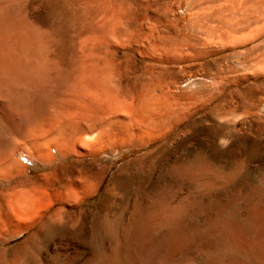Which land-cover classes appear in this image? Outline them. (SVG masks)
I'll return each instance as SVG.
<instances>
[{
  "label": "rangeland",
  "instance_id": "rangeland-1",
  "mask_svg": "<svg viewBox=\"0 0 264 264\" xmlns=\"http://www.w3.org/2000/svg\"><path fill=\"white\" fill-rule=\"evenodd\" d=\"M0 19L1 60L16 57L22 67L18 74L23 69L14 85L12 75L6 77L8 70L6 75L0 69V79L9 83L1 80L7 91L18 86L20 93L19 117L0 125L4 148L11 153L15 147L27 148L14 154L13 176L17 181L45 177L46 182L48 174L47 182L62 190L78 177L93 183L107 166L93 196L76 209L82 212L81 231L56 235L69 244L68 257L76 255L77 264L91 258L105 264L103 252L95 248V239L101 238L95 236L101 235L105 246V229L110 227L119 250L117 264H264V0H0ZM97 85L108 95L101 88L95 92ZM85 89L94 95L86 98ZM70 111L80 112L82 126L66 121L56 125L49 139L64 140L71 150L63 156L52 147L53 162L47 168L32 151L28 134L42 131L55 114ZM86 127L101 134L98 148L92 149L96 155L91 147L80 148ZM140 127L153 131L151 139L137 136ZM123 140L125 145L114 148ZM26 151L32 158H25ZM59 207L56 203L52 209ZM35 229L17 235L7 247L14 248ZM16 253L11 250L3 264H12Z\"/></svg>",
  "mask_w": 264,
  "mask_h": 264
},
{
  "label": "bare ground",
  "instance_id": "bare-ground-1",
  "mask_svg": "<svg viewBox=\"0 0 264 264\" xmlns=\"http://www.w3.org/2000/svg\"><path fill=\"white\" fill-rule=\"evenodd\" d=\"M3 12V11H2ZM3 16L4 15H1V18H3ZM17 17V16H16ZM4 18H6L5 16H4ZM3 18V19H4ZM8 18V17H7ZM10 18V17H9ZM13 18V17H12ZM1 20V19H0ZM4 21V20H3ZM12 21V20H11ZM1 22V21H0ZM7 22V21H6ZM17 22V21H16ZM4 23H5V21H4ZM12 23V22H11ZM1 24V23H0ZM3 24V23H2ZM1 24V25H2ZM6 24V23H5ZM9 24V23H8ZM15 24H17L18 25V23H15ZM4 25V24H3ZM7 25V24H6ZM6 25H5V27H6ZM10 25V24H9ZM11 26V25H10ZM13 27V26H12ZM22 27V26H21ZM3 29H6V28H3ZM8 29V28H7ZM9 29H12V28H9ZM20 29V28H19ZM17 30V29H16ZM113 30H114V28H113ZM2 30H0V32H1ZM12 31V30H11ZM18 31V30H17ZM115 31V30H114ZM4 32V31H3ZM5 32H7V31H5ZM9 32V31H8ZM129 31H127V33H128ZM147 32V31H146ZM10 33H12V32H10ZM94 33V32H93ZM99 33V32H98ZM111 34L112 32H108V33H106V35L107 34ZM14 34V33H13ZM101 34V33H100ZM99 34V35H100ZM103 34V33H102ZM133 34V32L131 33V35ZM139 34H141V33H139ZM6 35V34H5ZM9 35V34H8ZM11 35V37H12V34H10ZM50 35V34H49ZM112 35V34H111ZM111 35H110V37H111ZM126 35V34H125ZM130 35V34H129ZM128 35V36H129ZM145 35V34H144ZM149 35V34H148ZM1 36V35H0ZM7 36V35H6ZM37 36V35H36ZM39 36V35H38ZM89 36V35H88ZM88 36H87V38H88ZM105 36V35H104ZM116 36V35H115ZM124 36V35H123ZM133 36H134V34H133ZM143 36V35H142ZM151 36V35H150ZM153 36V35H152ZM16 37V36H15ZM23 37V36H22ZM43 37V36H42ZM64 37V36H63ZM108 37H109V35H108ZM107 37V38H108ZM110 37L108 38V39H110ZM117 37V36H116ZM125 37V36H124ZM140 37V36H139ZM143 37H145V36H143ZM156 37V36H155ZM154 37V38H155ZM13 38H14V36H13ZM43 38H45V37H43ZM87 38H85V40H87ZM91 38L93 39V36H91ZM95 38H96V36H95ZM123 38V37H122ZM141 38V37H140ZM156 38H158V37H156ZM155 38V39H156ZM161 38V37H160ZM3 39H5V37L3 38ZM10 39H12V38H10ZM41 39V38H40ZM47 39V38H46ZM66 39V38H65ZM64 39V40H65ZM73 39V38H72ZM82 39V38H81ZM91 39V40H92ZM103 39V38H102ZM107 39V40H108ZM142 39V38H141ZM0 40H1V38H0ZM43 40V39H42ZM58 40V39H57ZM112 40V39H111ZM123 40H125V38L123 39ZM131 40H133V39H131ZM1 41H3V40H1ZM6 40H4V42H5ZM45 41H47V40H45ZM51 41H53V40H51ZM50 41V42H51ZM81 41V40H80ZM79 41V42H80ZM97 41V38H96V40H95V42ZM126 42H127V38H126V40H125ZM134 41V40H133ZM151 41V40H150ZM3 42V43H4ZM7 42V41H6ZM9 42V41H8ZM13 42V41H12ZM49 42V43H50ZM65 42V41H64ZM93 42V41H92ZM102 42V41H101ZM113 42H114V40H113ZM117 42H119L118 40H117ZM140 42V41H139ZM0 43H2V42H0ZM11 43V42H10ZM41 43V42H40ZM86 43V42H85ZM99 43V42H98ZM105 43V42H104ZM103 43V44H104ZM107 43V42H106ZM121 43V42H120ZM131 43H132V41H131ZM149 43V42H148ZM152 43H154V41L152 42ZM151 43V44H152ZM155 43L157 44V42L155 41ZM6 44V43H5ZM9 44V43H8ZM18 44V43H17ZM34 44H36V42L34 43ZM33 44V45H34ZM88 44H89V42H88ZM91 44V43H90ZM101 44V43H100ZM118 44V43H117ZM116 44V42H115V44L114 45H117ZM126 44V43H125ZM141 44V43H140ZM145 44V43H144ZM7 45V44H6ZM10 45V44H9ZM12 45V44H11ZM38 45H40V44H38ZM53 45V44H52ZM81 45H83V43L81 44ZM93 46H94V43L92 44ZM91 45V47L90 48H92L93 46ZM26 46V45H25ZM35 46V45H34ZM74 46V45H73ZM98 46V45H97ZM100 46V45H99ZM156 46V45H155ZM154 46V47H155ZM157 46H159V44H157ZM3 47H4V45H3ZM6 47V46H5ZM9 47V49H10V46H8ZM36 47H38L37 45H36ZM40 47L41 46H39V49H40ZM52 47V46H51ZM82 47V46H81ZM13 48V47H12ZM16 47H14V49H15ZM33 48V47H32ZM42 48V47H41ZM94 48V47H93ZM98 48V47H97ZM97 48H95V49H97ZM141 48V47H140ZM142 48H143V46H142ZM157 48V47H156ZM158 48H160V47H158ZM6 49H7V47H6ZM16 49H18V48H16ZM15 49V50H16ZM51 49V48H50ZM69 49V48H68ZM75 49V48H74ZM32 50V49H31ZM86 50V49H85ZM144 50V49H143ZM147 50V49H146ZM5 51V50H4ZM19 51V50H18ZM23 51V50H22ZM38 51V50H37ZM80 51V50H79ZM82 51V50H81ZM84 51V50H83ZM91 51H92V49H91ZM96 51V50H95ZM154 51H155V48H154ZM16 52V51H15ZM14 52V54H17V53H15ZM41 52V51H40ZM39 52V53H40ZM110 52V51H109ZM147 52H148V50H147ZM156 52V51H155ZM159 52H162V51H160L159 50ZM10 53V52H9ZM11 53H12V51H11ZM21 53V52H20ZM53 53V52H52ZM108 53V52H107ZM152 53H154V52H151V54ZM35 54H38V52H36ZM65 54V53H64ZM89 54L90 53H88V58H89ZM95 54V53H94ZM109 54V53H108ZM140 54V53H139ZM164 54V53H163ZM4 55V54H3ZM2 55V50L0 51V69L2 68V71H6V70H8V72L10 73H8L7 71H6V75H8L9 74V76H6L5 75V73L3 74V76L5 75L6 77H10L11 75H12V78H13V80H14V77L16 76V75H18V77H20V76H22V75H20L21 73H23V69H21L22 71L18 74V72H19V70H20V68H22V67H19L18 65V61L17 62H15L16 61V57H14L13 59L15 60V61H13L12 59L10 60V59H8L9 61H7V63H3L2 61L5 59L4 57V59L3 60H1V56H3ZM42 55V54H41ZM83 55V54H82ZM92 55V54H91ZM148 55V54H147ZM155 56H156V54H154ZM159 55V54H158ZM12 56V55H11ZM21 56H24V54L23 55H21ZM36 56V55H35ZM34 56V57H35ZM38 56H39V54H38ZM37 56V57H38ZM95 56H97V55H95ZM140 56V55H139ZM144 56V55H143ZM149 56V55H148ZM163 56V55H162ZM17 57H20V56H17ZM26 56H24V58H25ZM50 57V56H49ZM91 57H94V56H91ZM100 57V56H99ZM147 57V56H146ZM151 57V56H150ZM160 57V56H159ZM9 58H11V57H9ZM48 58V57H47ZM54 58V57H53ZM116 58V57H115ZM153 58V57H152ZM158 58V57H157ZM38 59H39V57H38ZM71 59H72V57H71ZM87 58H85V60H86ZM92 59V58H91ZM150 59V58H149ZM154 59V58H153ZM162 59V58H161ZM7 59H5V61H6ZM40 60H41V58H40ZM47 60V59H46ZM45 60V62H47ZM51 60V59H50ZM49 60V61H50ZM77 60V59H76ZM94 60H96V57H95V59ZM103 60V59H102ZM109 60V59H108ZM160 60V59H159ZM111 61V60H110ZM110 61H109V63H110ZM113 61H115V59L113 60ZM164 61V60H163ZM41 62V61H40ZM44 62V63H45ZM51 62V61H50ZM57 62V61H56ZM77 62V61H76ZM82 62H84V61H82ZM82 62H80V63H82ZM90 62H91V60H90ZM108 62V61H107ZM25 63V62H24ZM62 63V62H61ZM64 63V62H63ZM96 63H98V62H96ZM100 63V62H99ZM106 63V62H105ZM115 63V62H114ZM133 63V62H132ZM22 64V63H21ZM47 64V63H46ZM75 64V63H74ZM127 64V63H126ZM27 66H28V64H26ZM41 64H39V66H40ZM52 65V64H51ZM107 66H105L106 67V69H107V67H108V65L109 64H106ZM157 65V64H156ZM47 66V65H46ZM57 66V65H56ZM61 66V65H60ZM60 66H59V68H60ZM85 66H87L88 67V65H85ZM133 66V65H132ZM35 67V66H34ZM48 67V66H47ZM50 67V66H49ZM58 67V66H57ZM97 67H99V66H97ZM104 67V68H105ZM24 68H25V65H24ZM51 68V67H50ZM49 68V69H50ZM62 68V67H61ZM81 68V67H80ZM84 68H86V67H84ZM109 68V67H108ZM111 68V67H110ZM132 68V67H131ZM153 68V67H152ZM5 69V70H4ZM35 69V68H34ZM52 69V68H51ZM50 69V70H51ZM57 69V68H56ZM63 69V68H62ZM95 69V68H94ZM149 69V68H148ZM155 69V68H154ZM78 69L76 68V70H74V71H77ZM97 70H98V68H97ZM100 70H102V69H100ZM99 70V71H100ZM105 70V69H104ZM108 70V69H107ZM152 70V69H151ZM150 70V71H151ZM46 71H47V69H46ZM45 71V72H46ZM52 71V70H51ZM50 71V72H51ZM61 70H59V72H60ZM86 71V70H85ZM113 71V70H112ZM126 71V70H125ZM149 71V70H148ZM163 71V70H162ZM33 72H34V70H33ZM50 72H49V74H50ZM73 72V71H72ZM105 72V71H104ZM103 72V73H104ZM114 72V71H113ZM123 72V71H122ZM40 73V72H39ZM91 73V72H90ZM105 73H107V72H105ZM108 73H110V72H108ZM116 73V72H115ZM135 73V72H134ZM69 74H71V73H69ZM74 74V73H73ZM85 73H83L82 74V76L84 75ZM1 75V74H0ZM34 75H35V73H34ZM90 75V74H89ZM153 75V74H152ZM23 76H25V74L23 75ZM38 76V75H37ZM40 76V75H39ZM59 76H60V74H59ZM62 76V75H61ZM67 76V75H66ZM93 76V75H92ZM159 76V75H158ZM34 77V76H33ZM41 77V76H40ZM70 77V76H69ZM112 77H113V75H112ZM120 77H121V75H120ZM1 78V77H0ZM4 78V77H3ZM11 78V77H10ZM10 78H8V79H10ZM17 77H15V79H16ZM24 78V77H23ZM52 78V77H51ZM83 78V80H85L84 79V77H82ZM151 78V77H150ZM154 78V77H153ZM166 78V77H165ZM20 79V78H19ZM25 79H27V78H25ZM29 79H30V77H29ZM38 79H39V77H38ZM37 79V80H38ZM58 79V78H57ZM63 79H64V77H63ZM68 79V78H67ZM94 79V78H93ZM137 79H138V76H137ZM2 79H0V125H2V123L4 122V119H8V120H11V121H13L14 119H16V115L18 116V114H17V112H18V94H20L19 93V89H18V86H16V88H15V86H14V90H10L11 92H8L7 90L8 89H6L5 88V84L3 83V82H5L6 80H5V78H4V81L2 82L1 81ZM12 80V82H13V85L15 84L14 82H17V81H13ZM91 81H92V79H90ZM96 80H98L97 78H96ZM95 80V81H96ZM103 80V79H102ZM106 80V79H105ZM105 80H104V82H105ZM117 80V79H116ZM120 80V79H119ZM40 81V80H39ZM57 81V80H56ZM59 81V80H58ZM68 81H69V79H68ZM76 79H75V83H76ZM90 81V82H91ZM8 82V81H7ZM45 82V81H44ZM73 82V81H72ZM98 82L100 83H103L102 81H100V78H99V80H98ZM97 82V84H99ZM152 82H153V80H152ZM6 83V82H5ZM29 83V86H30V82H28ZM47 83V82H46ZM49 83H50V81H49ZM53 83V82H52ZM64 82L62 81V84H63ZM78 83V82H77ZM79 83H81L80 81H79ZM100 83V84H101ZM6 84H9V83H6ZM45 84V83H44ZM54 84V83H53ZM53 84H52V86H53ZM151 84V83H150ZM154 83H152V85H153ZM156 84V83H155ZM161 84V83H160ZM17 85V84H16ZM87 85H88V83H87ZM91 85H93L92 83H91ZM102 85V84H101ZM100 85V86H101ZM135 85V84H134ZM164 85V84H163ZM9 86V85H8ZM25 87L27 86V85H24ZM74 86V85H73ZM77 86V85H76ZM105 86H106V84H105ZM123 86V85H122ZM121 86V87H122ZM130 86V85H129ZM145 86V85H144ZM150 86V85H149ZM149 86H148V88H149ZM158 86H160L159 84H158ZM157 86V87H158ZM7 87V86H6ZM20 87H22V86H19V88ZM42 87V86H41ZM53 87H57L56 85L55 86H53ZM75 87V86H74ZM95 87V85H93V88ZM128 87V86H127ZM126 87V88H127ZM131 87V86H130ZM61 88V87H60ZM87 88V87H86ZM88 88H90V87H88ZM93 88H90V89H93ZM97 89H99V88H101L102 89V91H105V88L103 89V87H99L98 88V85H97V87H96ZM95 88V89H96ZM152 88V87H151ZM163 88V87H162ZM166 88V87H165ZM15 89H17V90H15ZM51 89V88H50ZM55 89V88H54ZM66 90H67V88H65ZM76 89V88H75ZM89 89V91H90V93H91V90ZM94 89V91L95 92H99L101 89H99L98 91H96ZM143 89H144V87H143ZM145 89H146V87H145ZM52 90H53V88H52ZM107 90V89H106ZM122 90V89H121ZM74 91V90H73ZM86 92V89L85 90H82L81 92ZM88 91V90H87ZM131 91V90H130ZM138 91V90H137ZM142 91V90H141ZM153 91H155V90H153ZM17 92H18V94H17ZM55 92V91H54ZM53 92V93H54ZM63 92V91H62ZM72 92V91H71ZM80 92V91H79ZM78 92V93H79ZM93 92V91H92ZM94 92V93H95ZM106 92V91H105ZM123 92V91H122ZM145 92H146V90H145ZM151 92V91H150ZM160 92V91H159ZM166 92V91H165ZM75 93V92H74ZM90 93H88V95L90 94ZM101 93H103V92H101ZM107 93V95H108V91L106 92ZM110 93H112V92H110ZM116 93V92H115ZM133 93H134V91H133ZM149 93V92H148ZM63 94V93H62ZM93 94V93H92ZM99 94V93H98ZM98 94H96V96L98 95ZM105 94V93H104ZM150 94V93H149ZM154 95H155V93H153ZM167 94V93H166ZM34 95V94H33ZM52 95V94H51ZM69 95H71V94H69ZM68 95V96H69ZM80 95V94H79ZM78 95V96H79ZM87 92H86V94L84 95L86 98H87ZM94 95V94H93ZM92 95V96H93ZM102 95V94H101ZM107 95H105V97L107 96ZM125 95H126V93H125ZM134 95V94H133ZM25 96V95H24ZM24 96H22V97H24ZM72 96V95H71ZM77 95H75V97H76ZM91 95H89V97H92ZM162 96H164V95H162ZM161 96V97H162ZM50 97V96H49ZM81 97V96H80ZM79 97V98H80ZM95 97V96H94ZM94 97L93 98H91L90 100L92 101L93 99H94ZM108 97V96H107ZM167 97V96H166ZM51 98V97H50ZM77 98V97H76ZM116 98H118V97H116ZM125 98V97H124ZM152 98H153V96H152ZM20 99V98H19ZM63 99V98H62ZM89 99V98H88ZM109 99V98H108ZM108 99L106 98L105 100H106V102L108 101ZM110 99H111V97H110ZM126 99V98H125ZM128 99V98H127ZM165 99V98H164ZM75 100V99H74ZM86 100V99H85ZM95 100H97L98 101V99H96V97H95ZM104 100V101H105ZM134 100H135V98H134ZM166 100V99H165ZM20 101H22L21 99H20ZM19 101V103H20V105H21V102ZM47 101V100H46ZM45 101V102H46ZM59 101V100H58ZM57 101V102H58ZM62 101V100H61ZM66 101V100H65ZM79 101V100H78ZM77 101V102H78ZM125 101V100H124ZM127 101V100H126ZM162 101V100H161ZM32 102V101H31ZM51 102H52V100H51ZM69 102H70V100H69ZM73 102V101H72ZM110 102V101H109ZM122 102V101H121ZM137 102H138V100H137ZM150 102V101H149ZM170 102V101H169ZM24 103V102H23ZM27 103V102H26ZM66 103H68V101H66ZM71 103V102H70ZM79 104L80 103H82V102H78ZM97 103V102H96ZM102 103V102H101ZM116 103V102H115ZM120 103V102H119ZM126 103H128V102H126ZM156 103H158V102H156ZM32 105V104H31ZM52 105V103L50 104V106ZM59 105H61V104H59ZM71 105V104H70ZM89 105V104H88ZM100 105V104H99ZM102 105V104H101ZM110 105H111V103H110ZM116 105H118V103H116ZM127 105V104H126ZM125 105V107H127ZM130 105V104H129ZM132 105V104H131ZM137 105V104H136ZM67 106L69 107V103L67 104ZM75 106V105H74ZM77 106H79V105H76V108H78ZM119 106V105H118ZM149 106H151L150 105V103H149ZM162 106V105H161ZM168 106H171V105H167V107ZM173 106V105H172ZM21 107V106H20ZM22 107H23V105H22ZM21 107V108H22ZM62 107V106H61ZM131 106H128V108H129V110L131 109L130 108ZM143 107V108H142ZM140 106V108H142V109H148V107L146 108V106ZM145 107V108H144ZM39 108V107H38ZM54 108V107H53ZM56 108H57V106H56ZM71 108V107H70ZM73 108V107H72ZM75 108V107H74ZM80 108V107H79ZM78 108V109H79ZM83 107L81 106V110H83L82 109ZM91 108H92V105H91ZM103 108V107H102ZM117 108V107H116ZM135 108V107H134ZM136 108H138V107H136ZM154 108V107H153ZM162 108V107H161ZM171 108H173V107H171ZM50 109H52V106H51V108ZM85 109V108H84ZM110 109V108H109ZM111 109H113V108H111ZM118 109H120L119 107H118ZM142 109H138V112H140L141 114L143 113V111L144 110H142ZM60 110V109H59ZM68 110V109H67ZM77 110V109H76ZM92 110V109H91ZM123 110V106H121V110L120 111H122ZM125 110V109H124ZM128 110V109H127ZM170 110V109H169ZM175 110V109H174ZM20 111V110H19ZM40 111V110H39ZM66 111V110H65ZM69 111V110H68ZM74 111V110H73ZM114 111H115V109H114ZM119 111V110H118ZM120 111L118 112V116L119 115H121V113H120ZM135 111H137V109L135 110ZM159 111V110H158ZM161 111V110H160ZM28 112V111H27ZM71 112V113H70ZM70 112H62V114L63 115H58V114H55L57 117H55V118H48L46 121L47 122H45L46 124H44L43 126L45 127V128H43L42 129V131H40V132H38V133H36V134H31V133H34V132H31V133H29L28 134V139H29V141H31V143H33L32 145H31V148H32V146H33V152L35 153V155L37 156L36 158H39L40 160H42V161H44L45 162V164H46V167L47 166H50V165H52V162H53V158H52V153H51V148L52 147H54L59 153H61V154H63V156H64V154L65 153H67V151H68V149H69V145L67 144V143H65L64 142V140L62 141V140H60V141H57V140H55L56 139V137H55V139L53 138V139H49V135H50V133H51V131H56L55 129L57 128L56 127V125L57 124H59V123H61V122H72V123H74L76 126H82L81 124L79 125V121H80V112L78 111H75V112H72V111H70ZM125 111H123V113H124ZM137 112V113H138ZM150 112V108H149V110H147V113H149ZM151 112H152V114H154L155 112L154 111H152L151 110ZM18 113H20V112H18ZM24 113V112H23ZM33 113V112H32ZM53 113H54V110H53ZM53 113H51V114H53ZM104 113H106V111L104 112ZM111 113V112H110ZM120 113V114H119ZM122 113V114H123ZM127 112H125L124 114H126ZM146 112L144 111V113L143 114H145ZM164 113V112H163ZM166 113V112H165ZM156 114V113H155ZM161 114V113H160ZM173 114V113H172ZM25 115H26V112H25ZM38 115V114H37ZM36 115V116H37ZM40 115V114H39ZM126 115H129L128 113L126 114ZM140 115V114H139ZM147 115V114H146ZM28 116H29V114H28ZM35 116V115H34ZM35 116V117H36ZM90 116V115H89ZM93 116V115H92ZM91 116V117H92ZM108 116V115H107ZM107 116H106V118H107ZM145 116V115H144ZM149 116H150V114H149ZM152 116H154V115H152ZM159 116V115H158ZM19 117V116H18ZM25 117V116H24ZM116 117V116H115ZM114 117V118H115ZM129 117V116H128ZM128 117H127V119H128ZM151 117V116H150ZM149 117V118H150ZM162 117V116H161ZM96 118V117H95ZM111 118V117H110ZM117 118V117H116ZM130 118V117H129ZM136 118V117H135ZM138 118V117H137ZM140 118H142V117H140ZM145 118V117H144ZM153 118H155V116L153 117ZM168 118V117H167ZM13 119V120H12ZM26 119H29V117L28 118H26ZM93 119V118H92ZM124 119V118H123ZM151 119V118H150ZM34 120V119H33ZM82 120H84V119H82ZM86 120V119H85ZM88 120V119H87ZM90 121H91V119H89ZM111 120V119H110ZM3 121V122H2ZM15 121V120H14ZM41 121V125H42V119L40 120ZM94 121V120H93ZM107 121V120H106ZM111 121H113V120H111ZM134 121V120H133ZM138 121H139V119H138ZM150 121V120H149ZM30 122V121H29ZM39 122V121H38ZM83 122H85V121H83ZM87 122V121H86ZM89 122V121H88ZM92 122V121H91ZM142 122H145V121H142ZM170 122V121H169ZM9 123V122H8ZM24 123V122H23ZM136 123H137V121H136ZM139 123V125L141 124L140 123V121L138 122ZM13 124V123H12ZM64 124L65 123H63V126H64ZM71 124V123H70ZM117 124V123H116ZM131 124H132V122H131ZM146 124H147V122H146ZM25 125V124H24ZM29 125H30V123H29ZM134 125V124H133ZM160 125V124H159ZM4 126V125H3ZM130 126H132V125H129V127ZM137 126V125H136ZM141 126V125H140ZM155 126V125H154ZM167 126V125H166ZM34 127V126H33ZM39 127V126H38ZM42 127V126H41ZM40 127V128H41ZM56 127V128H55ZM88 127H90L89 126V124H88ZM88 127H86V128H82L85 132H83L84 133V135H83V133H82V136H83V138H85V139H79V143H82L83 142V145L82 144H80V145H82V147H80V148H83V147H86V148H90L91 147V150L93 149V148H98V147H95V144L97 143V141L98 140H100V139H98L99 137H98V135L99 134H94V132L92 131V128H88ZM101 127V126H100ZM133 127V126H132ZM139 127V126H138ZM144 127V126H143ZM161 127V126H160ZM1 128H2V126H1ZM0 128V129H1ZM22 128V127H21ZM55 128V129H54ZM81 128V127H80ZM109 128V127H108ZM137 128V127H136ZM141 128V127H140ZM139 128V129H140ZM148 128V127H147ZM150 128V127H149ZM148 128V129H149ZM153 128V127H152ZM155 129L157 128V127H154ZM6 129V128H5ZM37 129L38 128H36V130L35 131H37ZM99 129V128H98ZM101 129V128H100ZM133 129H134V127H133ZM142 129V128H141ZM141 129L140 130H138V129H136L137 130V136L139 137V138H141V139H143V141H145V140H147L149 137H150V139H151V137L152 136H150L152 133H153V131H143V129H142V131H141ZM145 129V128H144ZM4 130V129H3ZM20 130V129H19ZM29 130V129H28ZM34 130V129H33ZM40 130V129H39ZM94 130H96L95 128H94ZM102 130V129H101ZM17 131V130H16ZM3 132H5V131H3ZM108 132V131H107ZM128 132V131H127ZM53 133V132H52ZM51 133V134H52ZM100 133H101V131H100ZM133 133H134V130H133ZM13 134V133H12ZM77 134V133H76ZM111 134V133H110ZM135 134V133H134ZM155 134V133H154ZM163 134V133H162ZM167 134V133H166ZM62 135V134H61ZM101 135V134H100ZM99 135V136H100ZM105 135H106V133H105ZM153 135V134H152ZM160 135V134H159ZM158 135V136H159ZM11 136V135H10ZM57 136H58V134H57ZM133 136V134L129 131V137L131 138ZM50 137H52V135L50 136ZM108 137H109V135H108ZM115 137V136H114ZM135 137V136H134ZM154 137V136H153ZM3 138H5L3 135H2V130H0V245H3V247L2 248H0V264H3V263H6V261H7V259H8V257H9V254H10V251L11 250H15L17 253L16 254H14L13 256H12V258H11V263L12 264H77V258L74 256V257H70V256H72V255H70L69 257H68V247L66 246V245H69L68 243H66L65 244V242L63 243V242H61L60 240H58V238H57V236H61V233L63 234V233H69V232H71L72 233V231H74L75 229H77V232H78V230H80L81 228H80V218L82 217V212L80 211V210H76V209H78V207L80 206V204H82V202L84 201V200H88L90 197H92L93 196V194L95 193V191L97 190V187H98V185H99V182H100V180H101V178H102V176H103V174L106 172V169H107V166H105V167H103V168H99L100 169V171H99V173H98V175H97V177L94 179V182L93 183H87L86 182V180H84V179H82L81 177H78V178H76L75 180H73L71 183H69V184H67L62 190H55L54 188H53V185H51V184H49L48 182H47V180L49 179L48 178V174H47V177H46V182L44 181V179H45V177H43V178H28V177H25V178H23V179H21V180H18L17 181V177H15V176H13V173H12V170L14 169H10L12 166H14V164L16 163L13 159V156H14V154L16 153V151L19 149H22V148H18L17 149V147H15L16 149L15 150H13V152L11 153V151H10V149H8V151H10V152H8L7 150H5V146H4V141H5V139L3 140ZM11 138H13V137H11ZM64 138V137H63ZM77 138V137H76ZM81 138V137H80ZM111 138V137H110ZM155 138V137H154ZM159 138V137H158ZM18 139V138H17ZM149 139V140H150ZM86 140H88L90 143L88 144V145H84V143H85V141ZM103 140V139H102ZM125 140V139H124ZM123 140V141H124ZM87 141V142H88ZM116 141V140H115ZM136 141V140H135ZM134 141V142H135ZM148 141V140H147ZM147 141H146V143H147ZM152 141H153V138H152ZM27 142H28V140H27ZM101 142V141H100ZM113 142V141H112ZM117 142H118V140H117ZM139 142V141H138ZM141 142H142V140H141ZM16 143H17V140H16ZM75 143V142H74ZM110 143V142H109ZM116 143V142H115ZM114 142H113V144H115ZM125 141H124V143H120V144H118L117 145V143H116V145H114L113 147L114 148H117V147H119V146H123V145H125ZM130 143V142H129ZM15 144V143H14ZM100 144V143H99ZM112 144V143H111ZM134 144V143H133ZM136 144V143H135ZM74 146H80V145H77L76 143L75 144H73ZM94 145V147H92ZM129 145V144H128ZM132 145V144H131ZM130 145V147H132ZM100 146V145H99ZM136 146V145H135ZM137 146H139L138 144H137ZM13 147V148H14ZM111 148V149H114V148ZM125 147V146H124ZM123 147V148H124ZM12 148V149H13ZM120 148V147H119ZM24 149L26 150L27 148L26 147H24ZM30 149V148H29ZM29 149L27 150V151H29ZM103 149V148H102ZM110 149V150H111ZM122 149V148H121ZM127 149V148H126ZM129 149V148H128ZM25 150H20V151H25ZM55 150V151H56ZM71 150V149H70ZM69 150V151H70ZM83 150H84V148H83ZM90 150V149H89ZM88 150V151H89ZM97 150V149H96ZM95 149L94 150H92V151H94V153L95 152H97ZM117 150H118V148H117ZM25 152L24 154V156H25V158L26 157H29L30 156V152L28 153V152ZM68 151V152H69ZM88 151L86 152V155H87V153H88ZM91 151V152H92ZM99 151V150H98ZM100 151L102 152V150L100 149ZM121 151V150H120ZM18 152V151H17ZM80 152V151H79ZM78 152V153H79ZM115 152V151H114ZM33 153V154H34ZM90 153V152H89ZM23 153L21 152V155H22ZM81 154V153H80ZM91 154H93V152L92 153H90V155ZM69 155V154H68ZM75 155V154H74ZM94 155H96V153L94 154ZM93 155V156H94ZM77 156V155H76ZM81 156V155H80ZM84 156V155H83ZM31 158H32V156H30ZM55 157V156H54ZM67 157V155L65 156V157H63V158H66ZM144 157V156H143ZM13 158V159H12ZM35 159V158H34ZM55 159V158H54ZM37 161V160H36ZM55 161V160H54ZM59 161V160H58ZM109 161V160H108ZM12 162H15V163H12ZM130 162V161H129ZM17 164V163H16ZM15 164V165H16ZM43 164V163H42ZM41 164V165H42ZM90 164H91V162H90ZM22 166V165H21ZM20 166V167H21ZM17 167V166H16ZM24 167V166H23ZM44 167V166H43ZM95 167V166H94ZM99 167V166H98ZM47 168H49V167H47ZM19 169V168H18ZM44 169V168H43ZM15 172H17V175L20 173V171L18 172V171H16V170H14ZM13 171V172H14ZM89 171H91V169H89ZM63 172V171H62ZM96 172V171H95ZM81 173V172H80ZM44 174V173H43ZM97 174V173H96ZM45 175V174H44ZM43 175V176H44ZM79 175V174H78ZM87 175H88V173H87ZM93 175V174H92ZM95 175V174H94ZM18 176H20V175H18ZM26 176V175H25ZM82 176V175H81ZM23 177V176H22ZM48 178V179H47ZM86 178H87V176H86ZM90 178H91V176H90ZM93 178V177H92ZM88 180V179H87ZM49 181V180H48ZM90 182V181H89ZM5 185H11L9 188H8V190H6V188H4V186ZM60 204V205H62V208H55V209H52L53 208V206L55 205V204ZM68 209H71V211H67ZM86 212V211H85ZM84 218V217H83ZM92 221V220H91ZM132 223V222H131ZM82 227V226H81ZM112 227H114V226H112ZM34 229V228H36L35 229V231L29 236V237H27V238H25V239H23L20 243H18L17 245H15V247L13 248V247H7V245L10 243V242H12V240L17 236V235H19V234H21V233H25L26 231H28V230H30V229ZM113 229V228H112ZM106 231H105V235H104V237L107 239V241H105V246H103L102 245V242H103V237L101 236V235H98L97 234V236H95V237H100L101 239H95V244L97 245L95 248H96V250L98 249V250H101L102 252H103V254H104V257H105V264H117L116 263V261L118 262V258H117V253H119V252H117V251H119L118 250V245H114L113 244V240H115V236H114V234L115 233H113V231L111 230V228L109 227V228H106L105 229ZM133 230V229H132ZM139 230V229H138ZM81 231V230H80ZM76 232V231H75ZM98 233V232H97ZM133 233V232H132ZM136 233V232H135ZM58 234H60V235H58ZM134 234V233H133ZM57 235V236H56ZM137 235V234H136ZM55 236H56V238H55ZM133 237V236H132ZM59 238H61V237H59ZM63 240V239H62ZM64 241V240H63ZM117 241V240H116ZM80 242V241H79ZM131 243V242H130ZM77 244H78V242H77ZM78 246V245H77ZM70 247V246H69ZM72 247V246H71ZM125 247H126V245H125ZM96 252V251H95ZM93 257H95V256H93ZM128 257V256H127ZM91 258V257H90ZM95 258H98V257H95ZM99 259V258H98ZM128 259V258H127ZM79 260H81V258L79 259ZM78 260V261H79ZM96 260V261H95ZM100 260V259H99ZM125 260V259H124ZM86 261V260H85ZM85 261H83L82 263L80 262L79 264H96L97 263V259H93V258H91V260L89 259V261H88V259H87V261L89 262V263H85ZM133 263V262H132ZM102 264V263H101Z\"/></svg>",
  "mask_w": 264,
  "mask_h": 264
}]
</instances>
